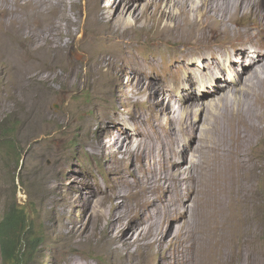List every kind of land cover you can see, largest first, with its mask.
Returning a JSON list of instances; mask_svg holds the SVG:
<instances>
[{
	"label": "rangeland",
	"instance_id": "374dc122",
	"mask_svg": "<svg viewBox=\"0 0 264 264\" xmlns=\"http://www.w3.org/2000/svg\"><path fill=\"white\" fill-rule=\"evenodd\" d=\"M13 1L0 0V217L14 200L26 209L32 231L40 238L28 264H120V256L111 251L118 245L115 237L125 219L134 221L141 213L144 204L139 203L144 199L158 201L165 193L180 155V145L174 142L182 143L187 138L188 123L196 117L205 121L197 130L210 129L211 140L206 144L222 142L230 136L224 107L217 121L210 119L215 120L213 124H206L214 117L209 114L205 118L204 110L195 117L178 108V94L184 90L178 91L175 83L182 75L185 77L183 67L199 58L209 62V51L225 46L223 55H232L230 62L237 67L232 71L226 66L221 78L228 82L236 76L252 57L235 53L236 49L260 51V37L251 35L264 14L256 4L264 0L251 1L239 17L236 7L230 5V24L239 26L244 35L236 38L231 33L216 39L210 34L205 41V57L187 54L182 45L154 36V24L149 19L151 10L159 14L154 5L137 21L132 13L140 4L128 13L119 6L122 0H79L73 4L67 0L63 8L53 12L54 26L44 23L41 30L37 22L40 14L27 15L22 8L17 9L20 2ZM50 3L48 0L41 4L48 9ZM8 4L17 12L2 8ZM164 4L165 0L162 7ZM170 10L176 21L188 18L199 35L195 24L202 15L195 13L198 11L188 6ZM237 18L239 22L234 24ZM161 22L171 23L166 18L159 21V26ZM250 26L253 30L245 42V29ZM29 30L39 33H28ZM57 44L61 45L55 49ZM100 50L113 57L114 73L105 65ZM196 68L197 73H204L202 66ZM205 82L204 85L210 83ZM201 84H195L193 90L198 91ZM260 93L264 95V89ZM235 96L239 94L228 93L229 101H234ZM213 103H206L210 108L204 105L211 111ZM220 103L212 107L217 110ZM159 105L173 108L175 118L183 117L184 127L181 121L177 126L170 124L163 114L166 111L159 112ZM8 139L12 141L9 146ZM162 140L169 144L163 151ZM255 153L253 148L251 154L257 159ZM146 160H154L157 167V175L150 172L147 176L152 188L144 196L137 193L130 200L137 189L134 177L137 174L143 180L139 168ZM195 165L189 185L193 190V200H189L194 207L193 217L188 212L182 215L178 202L165 205V201L151 218L150 253L142 261L123 258V264H153V259L178 245L182 250L178 256L189 255L184 246L186 238L201 247L195 264H264V169H254L258 203L253 207L243 196L244 181L232 167L204 153L196 158ZM186 184L177 182L174 188H185ZM118 194L128 205L108 221L114 202L121 201ZM59 231L73 233L74 238L62 240Z\"/></svg>",
	"mask_w": 264,
	"mask_h": 264
},
{
	"label": "bare ground",
	"instance_id": "6f19581e",
	"mask_svg": "<svg viewBox=\"0 0 264 264\" xmlns=\"http://www.w3.org/2000/svg\"><path fill=\"white\" fill-rule=\"evenodd\" d=\"M45 1L48 0H44V1L14 0L13 2L14 3L20 2L17 9L22 8L23 9V10L21 9L22 12L26 11L27 15L32 16L36 12H38L41 16V19L38 20L37 22L40 25V29L42 30L44 23H49L50 28L54 26L52 19L53 12L58 8H63L64 7L63 5L67 2V0H50V2L52 3H50L49 4L50 7L46 9L44 5H42L43 2ZM75 1L78 2L79 0H68L70 4L75 3ZM135 1L136 2L132 0L129 2L128 0H122L119 6H121V8L123 7V11H127L129 13L133 8L137 6V4H140L139 7H137L138 8L137 11L132 13V17L134 18V20L137 19L138 21L140 17L146 16L147 8L149 6L153 7L154 5L159 11V14H157L155 10L154 11L151 10L149 13V19L154 24V36L157 39H161L166 42L171 41L179 45H182L181 47H183V50L187 54L192 53V54H197L194 56L205 57L207 56L206 53L204 52V49L207 47L205 41H207V39L210 37V34L216 39H224V37H226L227 34H231V33H233V36L236 38L242 37L244 35V32L239 26H235V27L231 26L230 24L231 16L229 13L230 11L229 6L231 5V8L236 7L235 11L238 14L237 16L239 17V15L244 14L246 12L247 4H249L251 1L254 2L256 0H199V1L197 0L198 2L196 0H165V4L163 6L164 8L161 5L163 0H141L142 2L140 0H135ZM184 6H188L191 9V11H198L195 13H200L202 15L201 16L202 19H200L199 22L195 24L196 29L199 31V35L196 34L194 28L190 25V20L188 18L186 19L185 22L176 21L173 19L172 11L170 9L175 7L178 10H184ZM256 7L264 9V3L258 2L256 4ZM2 8L4 10H7L8 12L9 11L17 12L13 7V5L11 4H8ZM32 18H34V16ZM163 18H166L167 21L170 20L171 23L161 22V25L159 26L158 25L159 21ZM225 18H227V21ZM232 19H235V17ZM237 22H239L238 18L236 19L234 24H236ZM126 29L127 27H125L123 31ZM252 30L253 28H251V26L245 29V32L247 34V38L244 39L245 42H248ZM31 32L39 33V30L38 31L29 30L28 33ZM14 35H18V34H14ZM251 36L260 37L261 42L258 47L260 51H255L254 49L246 50L245 47L237 48L235 53H240L242 55L248 54L251 55L252 57L248 58L249 59V61H247L248 65L242 66L241 71L236 72V76L232 77L231 79L229 78L228 82L227 80H225V78L223 77L221 78V75L223 74L222 71L225 70L226 66L230 67V69L234 71V68H236L237 66L234 65L232 62H230L232 55L231 56L223 55L224 51L222 52V49H224L225 46L221 47L222 48L221 50H219L220 46H217L216 48L219 49L216 52L209 51L208 55L211 57V61L204 63L199 58L195 60V62L191 61L189 62V64H187V66L183 67L184 71L186 72V75H184L185 77H182L183 76L182 75L175 83L176 89L178 91L184 90L183 93L178 94V104H179L178 108L184 111L183 114L191 115L192 113V115L195 117L197 116V114L203 112L202 110H204L203 116L206 115L205 118H208V115L211 114V116L213 115L214 118L211 117L209 118V120L216 118L215 120L217 121L219 116L223 115L221 109L222 107H224L228 112V120L226 121L225 127L230 132V136L227 139H224L222 142H218V143L210 142L209 144H206L209 140H211L210 129H206L202 131V129L200 128L198 129L199 131L197 130L198 126L201 127V125H203L205 121L202 122L203 121L202 120L200 122L199 118L196 117V119L193 122L188 123L190 133L187 136V138L182 143L177 140L174 142V144L180 145V150H179L180 155H179V159L174 162L173 165L174 172H171V174L169 175L170 179L168 180L170 181V183L166 186L165 193L160 196L158 201L144 199L143 202L139 203L140 205H142V203L144 204V208L141 210V213L134 221H132L131 219H127V220L125 219L124 223H122L123 225L121 227V230H119V234H117L115 237V243L118 245L112 248L111 251L114 254H118L120 256L119 258L120 264H123V261L121 259L127 257H131L133 260H138V261L145 260L146 253L149 252L147 251V249L150 248L152 245L151 242L148 240V234H150L152 229L151 218L153 216V213L156 210H158L159 207H162L165 201L166 202L168 201L167 203H164L165 205H173L178 202L179 209L181 210V214L186 215V212H188L189 217L191 218L193 217L194 207L189 202V200L191 201L193 200V190L191 186H189L190 177L192 175V172L196 169V165H195L196 158H199L200 154L202 153L220 160L225 164L226 167H232V169L235 172H237L238 176L245 183L243 196L249 201H251L253 207L258 203V198H257L258 195L257 196L255 195L257 180H256V175H254V171L256 169L258 170L264 169V95L260 93V90L264 89V14L255 23L254 34ZM37 37H39V34L37 35ZM31 38H35V37L31 36ZM9 41L11 40H8V42ZM60 45L59 44L55 45V49ZM99 45L100 44L97 43L96 46ZM115 46L118 45L115 44ZM100 51H102L101 54H102V58L104 59L105 65L109 66L110 67L109 71L114 73L116 70H115V65H114L115 62L113 57L106 56V53L108 52L106 50L105 51L100 50ZM255 52L258 53L256 54V57L253 58ZM49 53L50 55L53 54L52 52ZM31 54L34 53L31 52ZM221 56H227V57L223 59ZM224 61L228 63L225 64ZM181 64L184 65L183 62ZM195 65L196 67L202 66L204 73L201 71L197 73L195 70H199V69H197ZM259 68L260 70L257 71ZM237 69L239 71L240 68ZM231 70H229L230 73L232 72ZM204 81L210 82L209 85H204L203 83ZM200 82L202 83L200 85L201 87L198 91H196L197 92L196 93L192 87L195 84H199ZM258 85L260 86V89L257 87ZM98 87L99 86H97V88ZM257 88L259 90H257ZM168 92H170V90ZM228 93H234V94L238 93L239 96L236 97L237 96L236 95L235 96L236 99L234 101L232 100L229 101L231 97L228 98ZM241 97H243L242 101H240ZM213 101L214 103H216L217 101L218 102L221 101L220 103L221 105L217 104L219 105L220 108L217 110L213 108L215 107V104L213 103L211 104L212 110L209 111L208 109L210 107L207 104L212 103ZM204 103L205 104L207 103L206 105L209 108L206 107ZM163 109L166 112H163ZM158 110L160 113L163 112V114L167 116V119L168 121H170V124L172 122L177 126L178 121H181V125H182L183 117H180L179 115L178 116L179 118H175L173 114V108L169 109V107L166 106L164 108L163 106L159 105ZM175 112H177V110ZM138 117L146 118L144 114H139ZM215 120H213V122H215ZM213 122L211 121L209 123L206 121V124H211V123L213 124ZM196 130L198 132H196ZM189 131H186V133ZM184 134L185 132L183 133V135ZM117 139L118 136L116 135L115 140ZM167 146H169L167 142L163 140L160 142L161 151H163V149H165ZM253 148H255V152H256L255 154L257 155V159H255L256 157H254V155L251 154ZM253 159L255 160L253 161ZM154 165H155V161L149 160L145 164H142L140 166L139 169L141 175L143 176V180L137 177V174L135 175L134 185L137 186V189L133 191V195H130V200H132L135 194L137 193H140L142 196H144V194H146V192H148L149 189L151 190L152 187H150L149 185L147 176L150 172L151 174L155 172L157 175V170H156L157 167ZM213 170H215V168H211L210 171ZM161 173L159 174L161 175ZM160 175L159 178H161L162 176ZM181 181H186L187 183L186 187L185 188L179 187L178 189H175L174 188L175 183ZM154 183H156V181ZM116 197L121 198V195L118 194ZM124 205L127 206L128 203L125 202L124 199L122 198L120 202L115 201L109 212V218L107 220L109 221L110 219H112V216L115 214V212H121ZM59 234L61 235L62 240L69 239L71 237L74 238L73 233H68L67 235H65L63 231H59ZM84 234L85 237H88L86 233ZM77 236L81 238L82 235L81 236L77 235ZM186 239L187 241H184L185 243L184 246L188 247L187 248L188 250H186V248L185 250L186 252L188 251L189 255L178 256V252L182 251L179 247L180 245H178V247L174 249H170L168 253L166 252V254L164 255L162 254V256L153 259L152 263L153 264H195V260H197V253L201 250V247L195 244L192 240L188 238ZM210 246L212 247V245Z\"/></svg>",
	"mask_w": 264,
	"mask_h": 264
},
{
	"label": "trees",
	"instance_id": "16d2710c",
	"mask_svg": "<svg viewBox=\"0 0 264 264\" xmlns=\"http://www.w3.org/2000/svg\"><path fill=\"white\" fill-rule=\"evenodd\" d=\"M9 146L11 140H6ZM13 149V147H10ZM23 205L12 201L0 217V255L3 264H28L40 244Z\"/></svg>",
	"mask_w": 264,
	"mask_h": 264
}]
</instances>
